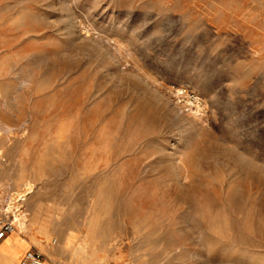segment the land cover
<instances>
[{
	"label": "rangeland",
	"instance_id": "rangeland-1",
	"mask_svg": "<svg viewBox=\"0 0 264 264\" xmlns=\"http://www.w3.org/2000/svg\"><path fill=\"white\" fill-rule=\"evenodd\" d=\"M0 129L55 264H264V0H0Z\"/></svg>",
	"mask_w": 264,
	"mask_h": 264
},
{
	"label": "crops",
	"instance_id": "crops-1",
	"mask_svg": "<svg viewBox=\"0 0 264 264\" xmlns=\"http://www.w3.org/2000/svg\"><path fill=\"white\" fill-rule=\"evenodd\" d=\"M4 153L3 150V156ZM2 165L0 166V180L2 184H5V179H2L3 177L5 178V168ZM3 191L0 188V218L5 214V200L7 202L9 198L8 195L5 196V192ZM39 239V236L31 231L29 219L24 220L23 218L17 230L0 243V264H22V260L27 252L30 250L39 251L38 249L48 252L47 257H45L46 264H55L53 262L55 261L54 252L47 248L46 241H40Z\"/></svg>",
	"mask_w": 264,
	"mask_h": 264
},
{
	"label": "built area",
	"instance_id": "built-area-1",
	"mask_svg": "<svg viewBox=\"0 0 264 264\" xmlns=\"http://www.w3.org/2000/svg\"><path fill=\"white\" fill-rule=\"evenodd\" d=\"M26 197L11 200L7 199L8 206L5 208V214L0 218V243L10 234L17 230V225L24 214V203ZM22 264H46L45 256L37 250H30L22 260Z\"/></svg>",
	"mask_w": 264,
	"mask_h": 264
},
{
	"label": "bare ground",
	"instance_id": "bare-ground-1",
	"mask_svg": "<svg viewBox=\"0 0 264 264\" xmlns=\"http://www.w3.org/2000/svg\"><path fill=\"white\" fill-rule=\"evenodd\" d=\"M2 137V130L0 129V138ZM2 139V138H1ZM32 188V185L31 184H28V193L30 194L32 192L31 190ZM28 195V194H27ZM26 196V195H25ZM24 195L20 196L19 198H22V197H25ZM26 215H24L21 220L19 221V223L23 220V218L25 217ZM19 223L17 225V227L19 226Z\"/></svg>",
	"mask_w": 264,
	"mask_h": 264
}]
</instances>
